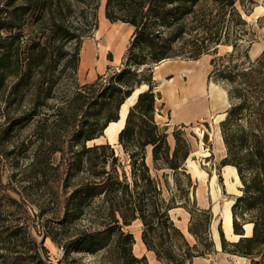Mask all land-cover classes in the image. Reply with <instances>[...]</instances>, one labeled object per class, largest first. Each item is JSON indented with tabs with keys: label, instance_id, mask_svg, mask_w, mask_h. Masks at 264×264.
<instances>
[{
	"label": "rangeland",
	"instance_id": "1",
	"mask_svg": "<svg viewBox=\"0 0 264 264\" xmlns=\"http://www.w3.org/2000/svg\"><path fill=\"white\" fill-rule=\"evenodd\" d=\"M137 3L138 0H110L108 9L116 19L110 21L106 18L107 0H0V182L16 189L18 194L8 193V196L24 203L29 219H25L22 210L15 211L14 215L3 211L1 217L8 215L12 221L24 223V231L38 240L42 238L51 264H142L123 259L116 232L105 250H78L85 234L104 228L108 220L107 205L103 195L80 207L77 200L68 201L70 193L82 184L97 181L103 170H115L119 179L126 177L134 195L138 191L132 187L129 158L117 141L126 116L123 121L119 116L118 121L108 124L100 137L86 142L85 147L89 150L82 149L77 132L83 106L93 92H86L81 98L77 94L83 93L84 87L98 76L105 77L121 66L119 50H107V45L113 42L109 33L118 30L121 39L116 45L122 37L125 44L130 27L122 30L124 20L136 12ZM194 7L195 11L185 21L187 32L174 44L173 58L152 64L142 73L144 78L151 76L154 89L160 91L162 112L159 114L163 119L159 126L166 129L170 151L174 150V130L179 132L189 151L182 168L174 173L168 168L155 169L151 147L146 148L145 161L156 183V192L147 195L149 204L145 213L156 220V214L168 208L169 220L183 234L187 244L183 245L173 235L172 241L181 244V251L175 247V252L181 254L184 248L189 250L185 264H252V261L264 264V246L251 257L221 249L220 218L224 216L228 220V205L241 195V183L238 179L239 186L235 187L225 166L221 165L226 149L220 123L225 119L230 103L222 85L224 80L218 74L209 77L212 59L217 60L220 68L229 60L230 65H246L249 46L262 36L264 17L254 20L249 17L251 0H236L233 11L227 8L225 11L222 7L228 6L212 0H204ZM204 23L210 26L208 33L202 28ZM218 30L220 42L214 45L209 37L215 38ZM69 35L75 37L70 39ZM87 43L94 46V59L89 64L84 61L86 55L83 53ZM203 43L212 47L209 53L196 59L189 58L191 51ZM229 55L231 57L222 59ZM80 65L81 69L86 68L85 81L90 77L89 70L97 74L96 78L84 82ZM194 88L198 90V97H187L183 102L180 90L191 92ZM146 89L147 86L142 85L124 102L121 109H126V115L138 94ZM222 90L228 104L222 120L215 117L214 121H200L188 126L164 125L168 123L169 115L181 113L177 105L199 107L214 102V99L218 102L216 94ZM96 119L98 125L103 122L99 116ZM175 120L178 122L179 117ZM67 143L71 155L75 153L81 158V163H76L69 174L64 168ZM104 144L113 148L116 162L110 159L108 150L95 149ZM104 157L108 163L103 167ZM158 164L160 166L161 162ZM212 187L220 196L214 204L216 217L207 205L215 196ZM2 198L0 189L1 203ZM0 207L2 209V204ZM202 211L209 212V222ZM237 212L240 213V209ZM248 217L249 214L243 216ZM122 230L133 237L131 253L134 257L144 256L145 264H163L153 251L147 250L140 219ZM156 235L157 231L154 232ZM24 248H31V244L26 242ZM232 249L226 247L227 251Z\"/></svg>",
	"mask_w": 264,
	"mask_h": 264
},
{
	"label": "trees",
	"instance_id": "2",
	"mask_svg": "<svg viewBox=\"0 0 264 264\" xmlns=\"http://www.w3.org/2000/svg\"><path fill=\"white\" fill-rule=\"evenodd\" d=\"M204 0H138L136 12L124 22L133 26V32L126 44L121 57V66L105 77L98 76L92 83L84 87V92L78 93L79 98L86 92L92 91V96L84 104L82 120L78 125L79 140L84 150L86 142L100 137L111 122L119 120L121 106L142 85L147 89L138 94L135 103L129 108L123 128L118 134V143L123 152L128 156L131 166L132 187L124 179H119L115 170H103L101 177L94 182L82 184L70 193L68 201H76L77 206L89 202L96 196L103 195L106 201L108 220L104 228L85 234L80 242L82 251L98 252L105 250L113 241L114 232L117 234V243L122 246L123 259L131 263L145 264L146 258L134 257L131 253L133 237L123 232L122 228L140 219L144 230L142 239L149 251L155 253L156 259L163 264H185L189 250L181 251V244L172 241V236L178 237L183 245H187L183 234L169 220L167 207L156 214V220L146 215L149 197L156 192V183L146 164V148L151 147L152 162L155 169L168 168L174 173L182 168L189 156V151L179 132L173 131L174 150L171 152L167 142L166 129L161 128L154 119L155 102L158 93L155 92V83L152 77L144 78L143 72L152 64H157L165 59L173 58L174 44L187 32L185 21L195 11V5ZM225 4L226 11L235 10L236 0H212ZM136 2V0H135ZM110 0L106 4V18L110 21L116 19L109 12ZM222 10L221 12L225 13ZM12 24L11 26H13ZM4 25L2 24L1 27ZM205 32L209 31V24L202 26ZM219 31L215 38L210 35L212 43L219 44ZM74 35L68 38L73 39ZM215 41V42H214ZM212 47L204 44L193 49L189 58L196 59L202 54H208ZM225 56L222 59L229 58ZM246 65H230V60L217 64L211 60L212 70L209 77H221L223 88L227 91L230 107L225 119L220 123L222 140L226 149V156L221 160L222 166H232L237 172L241 183V195L237 196L231 206L232 228L235 235L239 236L236 242L226 241L221 228L219 229L222 251L251 257L264 246V50L254 61L248 58L246 52ZM147 67V68H146ZM142 69L141 71H139ZM86 96V95H85ZM246 112V113H245ZM103 118L98 125L97 117ZM64 151L65 171L70 173L76 163H81V158L70 153V144H66ZM96 150H108L109 157L116 162L114 150L109 144L99 145ZM161 162L159 166L158 163ZM103 158L102 166L107 164ZM142 183V184H141ZM141 184V185H140ZM3 193L2 209L0 207V264H51L47 259V249L44 241L36 239L30 232L24 231L21 225L12 221L8 215L15 211H23L25 219H29L25 205L20 200L9 198L8 193L18 194L10 184H2ZM136 199H133L134 197ZM148 202V203H147ZM164 202V201H163ZM240 209V213L237 212ZM6 210V211H5ZM9 210V211H7ZM13 210V211H12ZM4 211V212H3ZM210 221L208 211H202ZM249 214L248 218H243ZM154 216V215H153ZM240 218V219H239ZM252 224L250 236H246L244 225ZM157 235L154 236V232ZM29 242L31 248L25 249ZM227 246L233 249L226 250ZM252 264H255L252 261Z\"/></svg>",
	"mask_w": 264,
	"mask_h": 264
},
{
	"label": "crops",
	"instance_id": "3",
	"mask_svg": "<svg viewBox=\"0 0 264 264\" xmlns=\"http://www.w3.org/2000/svg\"><path fill=\"white\" fill-rule=\"evenodd\" d=\"M251 1H252V9L250 10L249 17H251L252 20L258 19L260 17H264V0H251ZM128 27H130V29H128ZM127 29L129 31V34H128L127 38H126L125 44H124V37H122V40H121V42L119 43L118 46L115 45L116 41H115V39L113 40V38H112L113 34L112 33L114 31H117V32H119V31L118 30H114V31L111 30L110 33H109V37L111 36L113 42H111L110 45H107V48H108L107 50H113V51L114 50L115 51L119 50V53L117 54V55H119L118 56L119 57L118 61L121 60L122 54H123V52L125 50V47H126V44L128 42V38L132 34L134 28H133V26L125 23L124 27H122V30H127ZM119 35H120L119 38L121 39V34H119ZM122 43H123V45H122ZM121 46L123 47V49H122ZM120 49H121V52H120ZM263 50H264V27H262V36L260 38L256 39V40H254L251 43V45L249 46L248 51H247L248 58L251 61L256 60L261 55ZM93 52H94L93 44L92 43H87V45L84 46L83 53L86 55V58H85L84 61L87 62L88 64L90 63V61H92L94 59L93 58ZM81 63H83V57L81 59ZM85 67L86 66L84 65V68ZM186 67L187 66H185L183 68L185 69ZM81 68H82V66L80 65V71L79 72H80V76H82V79H83L84 72L86 71V68H85V70L81 69ZM89 72L90 73L88 74V76H90V77H88L89 79L86 80V81L83 79L84 82H89L91 80H94V78H96L97 74L95 72L91 73L90 70H89ZM154 74H156V71L154 72ZM156 78H158V77H156ZM158 79H161V78H158ZM212 86L215 87L214 85H212ZM155 92L160 94L159 90L155 89ZM180 92H181L180 95L183 96V97L181 96L183 98V102L186 101L187 97H192L194 99H196L198 97V94H197L198 90L195 89V88L191 92L190 91L182 92L181 90H180ZM216 96L218 98V102H217V100L214 99V102L211 101V102H208L207 104L199 106V107H197L196 105H192V106H182L183 104H181V105L179 104V106L177 105V107H179L181 113L178 114V113L174 112L172 116L169 115L168 123H166L164 125L171 126V127L177 126L178 124L181 125V126H188V125H191V124H196L197 122H200V121H207V120H212V119L214 121L215 117H218L219 120H222V118L225 115L224 111H226V108L228 106V104H227V96H226V94H225V92L223 90L221 91V93H219V94L217 93ZM160 101L161 100H160V97L158 95V98L156 99V102H155V115H154L155 122L158 125L162 124L161 122H162V119H163V116H161L159 114V113L162 112V109H161L162 105L159 104ZM168 112H170V111H168ZM119 116H120V114H119ZM177 116L179 117V121L178 122L175 120V118ZM117 141H118V139H117ZM225 168H226V172L228 174V177L232 180L231 183L234 184L235 187L239 186L237 184L238 183V176H237V172H236L235 168L232 167V166H225ZM212 193L215 196H213L210 199V201L208 202L207 205H208L209 208H211V210H212V212L214 214V217H216L217 216V212L215 211L214 204L216 203V201H218V198H220V196L218 195L217 191H215V187H212ZM231 206H232V202L228 205V208H227L228 209L227 211L229 212L228 220L225 219L224 216H222L220 218V221L222 220V231L224 233V237L227 240L236 241L239 236L235 235L234 232H233ZM246 228H248L247 231H245ZM244 232L245 233L249 232V234L247 236H250L251 232H252V224L251 225L250 224H246L244 226Z\"/></svg>",
	"mask_w": 264,
	"mask_h": 264
},
{
	"label": "bare ground",
	"instance_id": "4",
	"mask_svg": "<svg viewBox=\"0 0 264 264\" xmlns=\"http://www.w3.org/2000/svg\"><path fill=\"white\" fill-rule=\"evenodd\" d=\"M113 35H112V38H113V40L115 39V41L117 42L118 40H120V35H119V32H117V31H114L113 33H112ZM117 43H115V45H116ZM213 87V86H212ZM211 87V88H212ZM214 88V87H213ZM213 91H215V90H213ZM212 92V91H211ZM120 116H121V121H123L124 120V118H125V116H126V109H121V111H120Z\"/></svg>",
	"mask_w": 264,
	"mask_h": 264
}]
</instances>
